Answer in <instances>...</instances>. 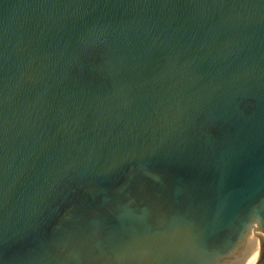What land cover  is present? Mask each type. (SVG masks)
I'll use <instances>...</instances> for the list:
<instances>
[{
	"label": "water",
	"instance_id": "95a60500",
	"mask_svg": "<svg viewBox=\"0 0 264 264\" xmlns=\"http://www.w3.org/2000/svg\"><path fill=\"white\" fill-rule=\"evenodd\" d=\"M264 264V0H0V264Z\"/></svg>",
	"mask_w": 264,
	"mask_h": 264
},
{
	"label": "bare ground",
	"instance_id": "6f19581e",
	"mask_svg": "<svg viewBox=\"0 0 264 264\" xmlns=\"http://www.w3.org/2000/svg\"><path fill=\"white\" fill-rule=\"evenodd\" d=\"M258 252H256L253 256H252V258L248 261V263L247 264H256V262H257V260H258Z\"/></svg>",
	"mask_w": 264,
	"mask_h": 264
}]
</instances>
